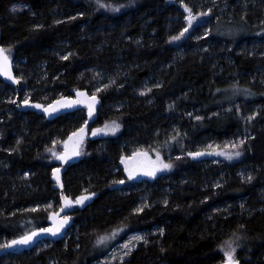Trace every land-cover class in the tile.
Instances as JSON below:
<instances>
[{"label":"trees","instance_id":"obj_1","mask_svg":"<svg viewBox=\"0 0 264 264\" xmlns=\"http://www.w3.org/2000/svg\"><path fill=\"white\" fill-rule=\"evenodd\" d=\"M19 1L27 8L12 11L10 0H0V45L19 78L18 88L0 79V239L48 224L50 212L33 207L55 194L53 152L60 153L86 120L85 106L51 119L19 112L16 97L46 105L78 90L94 93L101 106L89 132L112 120L121 129L115 137L89 134L84 156L63 174L70 200L93 193L83 206L73 204L63 239L38 252L2 257L1 264H47L50 258L93 264L131 234L155 226L163 231L138 244L125 264H220L228 243L239 245L234 257L240 264H264V109L245 126L233 107L239 99L264 106V86L249 83L247 74L264 57L233 49L257 36L252 30L259 25L236 12L219 17L251 32L227 39L218 28L211 35L234 44L229 55L241 79L232 83L215 75L213 54L222 42L211 49L204 37L199 47L170 44L185 27L181 0ZM201 1L183 3L194 12ZM178 110H197L199 117L179 118ZM172 121L182 132L181 151L165 155L172 167L152 180L129 178L121 158L165 141ZM243 127L249 135L234 159L188 155L209 140L235 137ZM140 198L147 200L141 206ZM101 236L106 239L98 244ZM8 256L11 262H4Z\"/></svg>","mask_w":264,"mask_h":264},{"label":"rangeland","instance_id":"obj_2","mask_svg":"<svg viewBox=\"0 0 264 264\" xmlns=\"http://www.w3.org/2000/svg\"><path fill=\"white\" fill-rule=\"evenodd\" d=\"M80 1V0H76ZM202 3L198 4V9H196L193 14L196 13H204V15L197 16L196 20H194L191 24V26L188 25L187 21L184 19L185 27L188 28V31L185 32V34L178 40H170V44H174L177 47H185V44L194 42L199 47V43L201 38H205V45L206 49H211L216 46V44H222L219 46V49L215 50L216 52L213 54V57L216 58L215 65L217 64V70L215 75H218L221 78L227 79L228 81L235 83L241 79L239 76L241 75L240 72L233 70V60L232 57L229 55V51L231 48H233L234 44L232 43H226L223 41H216V39L211 38V35L215 32L216 29L221 28L222 31V37H225L227 39L229 38H235L240 33H247L248 35L251 33H248L247 29L243 31H239L238 28L233 24V22H225L222 24L221 21H219L220 16H232L233 13L236 12V14L240 15L241 17L249 15L252 19V23L258 24L257 29H253L252 31L254 34L256 33L257 36H251L252 38L246 39L244 41L239 42L235 48H233L236 52V54H239L242 49L246 51V54L249 56L258 55L259 57H264V37H260L258 35H262L264 32V27H262V23L264 22V0H203ZM204 5V6H203ZM15 6V8H14ZM26 5H24L19 0H10V9L12 11H19L26 9ZM257 8V9H255ZM184 15H188L184 11V8H182ZM252 16V17H251ZM253 24V25H255ZM257 31V32H256ZM222 60L223 63L220 62ZM14 69L16 70V64L13 65ZM250 81L249 83H260L264 86V64L259 65L258 68L255 69L254 74H249ZM4 90V88H2ZM1 89V90H2ZM248 89V88H246ZM10 91L8 90L7 93ZM244 95V94H243ZM245 99L247 96H245ZM9 100V96L6 98ZM25 100L30 101L28 97H23L21 99L18 98V103L24 102ZM233 107L235 108V112L239 119L247 126L251 121L257 117L259 112L264 109V106L261 103H257L254 101L247 102L244 99L237 100ZM175 115L179 118L181 117H189L196 119L199 117L197 115V110H190L189 112H183L182 110L174 111ZM252 117L251 119H247L248 117ZM112 122L116 121H108L105 122L102 126L91 128L89 134L90 136H105V137H115L121 127L115 131V132H97L96 134H93L94 129H101L104 128L107 124L108 126H112ZM168 127L170 128L169 133L166 135L165 141H162L161 143L148 147V148H138L135 151L131 152L130 155L124 156V157H132L134 153L137 152H146L148 157H150L152 160L156 159V153L159 152L161 155V158L164 160L165 163H168L166 160V157H170L172 155L173 151H181L182 147L179 144V141L177 140V136L180 135L182 132L180 131V128L177 123L174 121L170 122L168 124ZM249 135V131L246 127H243V129L233 138L225 139L222 141H212L209 140L206 142L203 146V148L200 150V152L203 153V155L200 156H210L213 158H216L217 160H226L230 161L235 158V156L232 159H227L223 155H219V152H232L237 151L238 149L231 148L232 143H238L239 140H244ZM174 137V139H173ZM227 145V147H226ZM241 146V145H240ZM84 142L80 144L79 147V157L84 156ZM144 163L146 164L147 161L142 156H137L135 160L130 163V167H132L134 164H140ZM122 167L124 169L125 174L129 177V173L125 170V164L122 163ZM168 172V169H162L160 171H157L155 176H148L145 175L143 171H137L136 174L129 178H138L142 180L149 179L152 180L158 175H163ZM123 184V183H122ZM121 185V184H119ZM93 196H89L88 199L84 201V203H87L91 201ZM145 198H140L139 205H142V202L146 203ZM80 207L83 206V204H77ZM30 208V207H29ZM28 208V209H29ZM33 208H42L47 209L49 212L51 211H57L60 208V202L58 198V194L55 192L54 196L52 198H49L45 202L37 203L34 205ZM160 234L159 227H153L152 229L145 230L142 232H136L128 236L123 242L116 244L110 251L107 253V255L99 260L96 261L93 264H125V260L127 259L130 252L137 247L138 244L145 242L149 237H154ZM136 235L143 236V240H134L133 237ZM7 240L4 238L0 239V245H3ZM46 242L43 241L36 245L34 247L35 251L38 252L41 248L47 247ZM128 245V247H125V245ZM132 245H135V247H132ZM129 248H131V251L129 252ZM125 252H129L128 255H125ZM7 256V255H6ZM5 257V256H4ZM12 257L8 256L6 257L4 262H11ZM1 264V262H0ZM47 264H57L55 259H48Z\"/></svg>","mask_w":264,"mask_h":264},{"label":"snow or ice","instance_id":"obj_3","mask_svg":"<svg viewBox=\"0 0 264 264\" xmlns=\"http://www.w3.org/2000/svg\"><path fill=\"white\" fill-rule=\"evenodd\" d=\"M97 3L100 4V0H97ZM181 4L184 8V11L186 13H188V15H186L184 17V19L187 21L188 25L191 26L192 22L194 20H196L197 16L200 15H204V13H196L193 14V11L191 8H189V6L185 3H183V0H181ZM102 7H111L110 5H101ZM15 8V6H14ZM82 15V13H81ZM39 27V26H37ZM188 31V28H184L179 35L177 36H172L170 37L171 40H178L180 39L185 32ZM66 59V57H65ZM0 74L4 75L5 77H8L9 79L13 80L14 82H18V77L14 76L12 74L11 71V63H10V58L7 54V50L3 47L0 46ZM113 81H110V83ZM105 87H107L105 85ZM97 91H99V89H97ZM81 96H86L85 93L80 92L79 90L77 91V97H81ZM96 96L93 93V95L90 98L87 99H75L72 100L71 98L68 97H64L62 98V101H57L56 102V106H49L47 108H45V112H49V111H55L57 107H65V106H72L73 104H81V103H87L88 108H89V116L92 115V112L94 110V105L96 103ZM25 104L28 103L27 100L24 101ZM37 108H42L44 107L43 105L37 104L35 105ZM252 117H248L247 119H251ZM85 124H87V121H85ZM119 128V124H116L115 122H112V126H108L107 124L105 125L104 128L101 129H94L93 130V134H96L97 132H115L117 129ZM84 131L85 129L83 127H81L80 129H78L76 132L72 133V135L69 137V141L73 140V138H77V142L79 140L83 139V135H84ZM174 139V137H173ZM55 143V142H54ZM244 144V140H239L238 143H232L231 144V148L233 149H239L240 145ZM68 146V142H65V147L67 149ZM78 147V143L76 145L73 146L71 151H65L62 154H58L53 152V155L56 156L58 159L60 160H67L69 158L70 155H78L79 152L77 150ZM227 147V145H226ZM219 155H223L225 156L227 159H232L234 156H239L241 153L240 151H232V152H219ZM189 156H200L203 155L202 152H190L188 154ZM137 156H142L145 158V160L147 161L146 164L144 163H140V164H134L132 167H130V163H132L135 158ZM121 162L125 164V170L129 173V177H132L136 174L137 171H143L145 175L148 176H155L157 171H160L162 169H168L172 167L171 163H165L164 160L161 158V155L159 152L156 153V159L152 160L150 157H148L146 152H137L134 153L132 157H122L121 158ZM53 174L54 176H56L57 181H59V169H53ZM248 179L250 180L251 177H248ZM93 195V193H88L87 195H81L79 197H77L74 201L70 200L67 196H63L62 195V200L64 201V205L63 207H69L72 204H83L84 201L86 199H88L89 196ZM165 203H167V201H165ZM35 210V209H33ZM142 209H136V211H141ZM58 216L57 213H52L49 216V219L53 220V225L51 227L48 228H39L36 229L32 232H27L22 236L17 237L16 239H13L11 241H8L6 245H0V247H12L15 245H27L29 244L33 238L35 236H37L39 233H51L52 235H56L57 233L60 232L61 228L64 227V225L68 222V217H63L62 219L59 220V222H57L56 217ZM161 232L163 231L162 229L160 230ZM106 239V237L101 236L98 238L97 243H101L102 241H104ZM134 240H143L144 237L140 236V235H136L133 237ZM238 239V238H237ZM239 245L233 246L232 243H228L227 247L224 250V257L225 259L223 260L222 264H238V261L235 259L234 257V253L236 252V247H238ZM125 247H128V245L126 244ZM132 247H135V245H132ZM131 251V248H129V252ZM129 252H125V255H128Z\"/></svg>","mask_w":264,"mask_h":264},{"label":"water","instance_id":"obj_4","mask_svg":"<svg viewBox=\"0 0 264 264\" xmlns=\"http://www.w3.org/2000/svg\"><path fill=\"white\" fill-rule=\"evenodd\" d=\"M1 46V45H0ZM10 63L12 64V61L10 59ZM11 71L12 74L14 75L13 69H12V65H11ZM15 76V75H14ZM0 79L7 85L14 87V88H18L19 83L18 82H14L13 80L9 79L8 77H5L4 75L0 74ZM86 94V96H81V97H77V91H75L73 93V96H65L68 98H71L72 100L75 99H87L90 98L93 94L88 93L87 91H80ZM96 96V95H95ZM62 98H58L53 100L52 102H50L47 105H43L40 103H32V102H28L27 104L22 103L21 105H18L16 107V109L20 112H35L39 115H42L43 117H45L46 119H51L54 118L56 116H60V115H64L66 112L71 111L72 109L78 108L80 106H85L87 111H86V120L87 124H85V122L76 130L72 131L67 138L65 139L64 143H63V147H62V151L58 154H62L64 153L66 150L67 151H71L73 146L76 145L78 143V147L77 150L79 152V147L80 144L82 142H84L86 140V138L89 135V127L96 122L97 117H98V109L101 106V102L100 99L98 98V96H96V103L94 105V110L92 112V115L89 116V108L87 103H81V104H73L72 106L68 107H57L55 111H49V112H45V108L49 107V106H56V102L57 101H62ZM18 101V97L15 98V102ZM40 104L43 105L44 107L42 108H37L35 105ZM81 127H83L85 129L84 131V135H83V139L79 140L77 142V138H73V140L69 141V137L72 135V133L76 132L78 129H80ZM65 142H68V146L67 149L65 147ZM80 157L79 154L78 155H70L69 158L67 160H60L56 157V166L53 169H59V181H57L56 176H54L53 174V169L51 170V181L53 183V190L58 194V198H59V202H60V208L57 211H51L49 216L52 213H57L58 216L56 217L57 222H59L60 219H62L63 217H68L72 212L73 209V204L69 207H63L64 205V201L62 200V195L63 196H67L65 191H64V186H63V182H62V176L63 174L75 163H77L79 161ZM68 197V196H67ZM69 198V197H68ZM70 199V198H69ZM53 225V220L48 218V224L44 227H40V228H48L51 227ZM72 225V220L69 218L68 222L64 225L63 228H61L60 232L57 233L56 235H52L51 233H39L37 236H35L33 238V240L27 244V245H15L12 247H0V258L4 257L6 255H10V254H17V253H22L24 251H28L33 249L36 245H38L39 243L43 242V241H49V242H56L59 241L61 239H63V237L66 235L67 230L71 227ZM39 229V228H37ZM36 230V229H35ZM34 231V230H33ZM32 232V231H31ZM8 242V241H7ZM7 242H5L3 245H6ZM222 264V263H220ZM238 264L239 261H238Z\"/></svg>","mask_w":264,"mask_h":264},{"label":"bare ground","instance_id":"obj_5","mask_svg":"<svg viewBox=\"0 0 264 264\" xmlns=\"http://www.w3.org/2000/svg\"><path fill=\"white\" fill-rule=\"evenodd\" d=\"M87 2V1H86ZM12 65V64H11ZM16 91V90H15ZM24 103V102H23ZM32 103H35V102H32ZM14 104H15V108L18 106V105H21L22 103H18V101L17 102H15V100H14ZM41 104V103H40ZM49 104V103H48ZM44 105V104H43ZM47 105V104H46ZM100 108V107H99ZM17 110V109H16ZM87 111V110H86ZM20 112V111H19ZM2 258V257H1Z\"/></svg>","mask_w":264,"mask_h":264}]
</instances>
